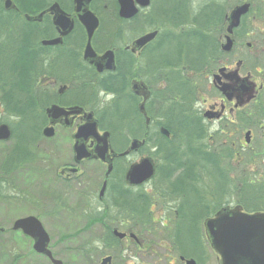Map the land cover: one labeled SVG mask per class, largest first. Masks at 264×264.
<instances>
[{
  "label": "flooded vegetation",
  "instance_id": "1",
  "mask_svg": "<svg viewBox=\"0 0 264 264\" xmlns=\"http://www.w3.org/2000/svg\"><path fill=\"white\" fill-rule=\"evenodd\" d=\"M134 3L138 13L127 18L121 15L119 0L89 2L90 11L99 19V27L91 39L96 56L94 57L92 53L93 57L89 58L86 53L89 35L81 20L82 12L78 10L77 0H0V80L10 84L7 90L13 88V83L21 79L30 83L29 87L32 84L33 112L37 122L39 121L32 127L33 133L27 124L11 126L12 137L5 142L14 140L15 145L4 162V173L13 174L26 167L32 161L34 148L37 150L42 142H52L50 156H60L65 161L59 170L53 172L50 179L55 183L59 175L67 186L77 189L78 194L83 196V211L89 213L86 217L84 215L78 217L86 219L91 224L98 222L106 232L102 238H107L108 233H112L115 238H123L122 244L131 242L135 254L153 251L154 247H164L162 253L168 258L167 264H174L177 260L181 264H187L188 259H195L199 264L209 258L207 251L203 250L201 254L198 252L186 254L176 239L180 237L176 235L175 230L180 220L185 223L194 220L193 222L200 225L204 216V220L213 217L218 210L197 217L194 209L182 211L185 196L179 197L173 203L163 202L160 196L153 193L160 165L151 152L153 154L160 152L159 146L163 144L160 140H164L163 136L167 137L161 132V128L166 125L153 117V109H162L164 114L169 115L168 118L178 131L191 132L195 140H199L196 137H200L198 135L200 131L213 129L214 132L209 135L210 147L234 151L236 158L251 146L255 130L264 129V80L257 81L250 70L245 71L244 59L235 60L236 50L242 46L244 39L243 35L238 36L236 30L232 35L234 49L221 55L226 56L229 61L217 70L211 71L206 77L211 79V86L219 93V97L207 107L206 101L203 106H195V102L200 98L202 68L191 67L194 63L197 64L193 59H190L193 63L192 61L188 63L189 59L187 61L180 59V47L185 44L180 45L176 42L180 39L179 35L172 33L173 36H166L164 33L165 37L162 38L163 42L159 47V51L165 52L160 61L164 74H154L152 57L157 47L153 44L164 31H173L153 26V16L150 12L153 1L149 7H141L137 1ZM103 19L113 27L102 30ZM154 31H157L154 39L138 45L140 38ZM226 32L221 36L222 39L226 37ZM222 45L223 41L220 42V48ZM247 46L249 49L253 47L248 43ZM108 51L113 53L111 55L114 58V69L107 67L110 64L109 57L104 58V55ZM15 58H18L16 62ZM170 65L173 67L168 68ZM177 66L179 67L175 68ZM188 67L193 69V74L185 73ZM217 76L219 77L216 78ZM250 83L255 85L254 97L246 102L248 98L246 89ZM222 88H226L227 92L224 93ZM16 94L18 97L25 96V92L19 90H16ZM183 96L188 97V106L183 107L179 103L176 106H169L170 99L177 102L178 98ZM189 101L193 106H189ZM142 104L144 111L140 109ZM54 105L66 110L78 106L84 112L53 118L48 115V109ZM118 107H121L122 115L115 114V127L110 118L106 119L105 123L99 117V114H110ZM1 108L4 112L5 107ZM85 113L94 114L98 121L99 133L95 137L79 139L76 133L86 122ZM46 127H53L51 137L45 134ZM105 132L109 133V146L104 153L102 137ZM134 139L144 143L129 152ZM167 140L173 142L172 145L175 146L182 138L173 141L171 135ZM213 151L217 152L216 149ZM147 156L154 158L156 165L154 176L143 184H130L127 180L130 167ZM217 158L216 153L207 158L211 160L210 167L212 162L215 163L213 166H217ZM174 162L166 164V168L176 169L175 171L183 168L182 173L190 169L194 172L202 169V161L196 154L192 163L184 161L179 167L178 163ZM203 166L207 167L206 164ZM198 181L199 176L195 183ZM2 182L4 185L6 179L2 178ZM177 182L175 180L173 183V192L177 191L175 188ZM151 195L160 197L162 201L157 199L155 201L153 197L155 202H149ZM61 203L55 202L53 208L45 213L55 223L73 217L71 213L73 209ZM198 205L201 206L200 203ZM145 210H149V216L157 228L159 223L164 228L173 224V227L166 231L167 235L164 233V238L170 239L166 246L159 241H151L149 235L138 232L131 223L135 219L138 223V218H141V222L146 220ZM154 211H158L156 216L159 219L152 215ZM125 214L130 216L131 220L126 218ZM28 216L37 217L47 230L40 215ZM15 221L11 231L21 233V237L18 238H28L32 242L33 254H36L32 258L33 264H40L37 261L39 257H45L53 264L49 257L34 250L31 235L26 234L23 228L14 229ZM144 225L141 224L142 227ZM123 227L125 230H120ZM115 230L124 236H117ZM48 234L51 238L49 232ZM49 246L52 249L51 244ZM18 256L20 259L19 253ZM216 258L218 260L217 255Z\"/></svg>",
  "mask_w": 264,
  "mask_h": 264
},
{
  "label": "rangeland",
  "instance_id": "2",
  "mask_svg": "<svg viewBox=\"0 0 264 264\" xmlns=\"http://www.w3.org/2000/svg\"><path fill=\"white\" fill-rule=\"evenodd\" d=\"M156 1L157 0H153V5L150 7V12L153 17L156 8L160 6ZM242 1L244 0H227L225 4L227 13L233 6ZM250 2H252V11L244 19V23L237 33L238 36H244L243 44L236 50L237 55L234 58L235 60L237 58L244 59L246 64V66H244L245 71L250 70L254 78L257 81H261L264 80V0H251ZM106 21V19L102 21V30L113 27L112 24ZM166 30H171L173 32L164 31L161 37L153 44L157 47L154 51L155 53H153V55H155L152 57V70L156 75L160 73L164 74L161 69L162 66H160V61L165 52L159 51V47L163 42L162 38L165 37L164 33H166V36H173L172 33L178 35L184 31L180 28L171 27ZM190 33L191 32H188V34ZM182 36L185 37L184 34ZM211 38L217 39L218 36L216 37L215 33H213ZM221 41L224 42V39L220 37L219 42ZM170 42L172 43V41ZM247 43H252V49L248 48ZM182 47H184L186 51L181 52L180 59L183 58L185 61L189 59L188 63H190V61H192L190 59H192L195 54L192 53L195 46L187 44ZM10 60L12 61V59ZM17 60L18 58H15L14 62ZM228 61L229 59L226 56H220L217 61L218 63L212 62L209 64V61H206V63L202 65V71L200 72L203 77H201L202 80L200 79V98L195 102V106H203L204 101H206L205 106L207 107L209 104H213L219 97V93L211 86V79L206 77H208L207 75H209L211 71L217 70L220 66L227 64ZM185 65L186 62L184 63V66ZM182 66H180V68ZM170 67H173V65L168 66V68ZM178 67L179 66L175 68ZM191 67L199 69L201 66L194 63ZM185 73L193 74V69L188 67ZM22 82L24 81L22 80ZM17 87L19 88V86ZM1 92L2 90L0 89V93ZM178 99L181 106H188V97L186 98L183 96ZM189 106H193L191 101H189ZM2 110L0 101V111ZM152 115L156 120H161L170 125V127L177 132L179 138H182L180 142L176 143V145L171 148L175 153L173 159L178 163L179 167L180 163L178 157L181 158V162L188 161L192 163L193 156L196 154L200 156V160L202 161V169L199 168L200 171L197 170V172H194L193 169H190L188 172L182 173L181 170L183 171V168H179L177 172L168 173L166 175L165 173H167L168 170L165 162L160 156H157V161L160 166L156 181L154 182L155 187L153 193L160 196L163 202L175 203L179 197L185 196L182 201V211L185 209H194L196 210L197 217L208 212L212 204L218 206L217 208L229 203L232 205L241 204L248 212L264 211L263 128H257L255 130V137L251 146H249L241 156L235 158L234 151H224V149L221 150V148L210 147L209 135L214 132L213 129L207 128V130H205V136L199 138V140H195L191 132L186 130L178 131L172 120L168 118L169 115L164 114L162 109H153ZM100 116L104 122L108 119L104 114H100ZM2 121H8L11 124L18 122L16 117H12L8 115L7 112L5 113L3 111L0 112V123ZM157 138H159V136H157ZM160 141L166 143L164 140ZM14 145V140L0 142V180H2V178L6 179L4 185L0 182V264H27L28 262L29 264H33L32 258L35 257L36 254H33L34 251L31 240L28 238H18V236L21 237V233L11 231L15 220L33 214L41 216L51 236L50 244L54 252L53 254L57 256L56 258L62 260L64 264H100L102 259L108 255L113 256V264H167L168 258L162 253L164 247H154L153 251L147 250L142 254H135L131 242L128 241L123 244L121 242L117 244L113 242L112 239L110 240L112 237L109 233L106 234L107 238H102V235L106 232L98 222H93L91 224L86 219L83 220L84 218L78 217L80 215L86 217L87 214H89L85 212V210L83 211V196L78 194L76 188L71 189L67 186V184L63 182L64 179L61 176L57 175L55 183L50 179L53 172L57 169L59 170L65 161L62 160L60 156H50L51 153L49 149L52 142H42L37 150L34 148L31 158L32 161L26 167L17 170L13 174L7 175L4 173V162ZM163 147L166 148L165 152L171 151L167 150L169 149L167 146ZM153 148L152 146V149ZM214 149H216L217 152H214ZM194 150L196 152H193ZM165 152H163L162 155H164ZM214 153L218 155V161L216 162L217 166H213L215 163L212 162L210 167L211 160L207 158ZM151 154L154 156L153 152H151ZM205 164L207 166L206 168L203 166ZM179 176L180 181L176 183V186L177 192L182 195L177 197V195L173 194L172 188L174 181ZM198 176L199 181L195 183V179ZM252 195L258 196L252 197ZM153 197H155V195H151L148 201L155 202L156 199L162 201L160 197H155L154 201ZM55 202H62L61 204L70 206L73 209L71 211L73 217L61 223H55L48 214H45L53 208ZM194 203L197 205H194ZM198 203L201 204L200 207ZM153 209L155 210V208ZM156 212L158 213V211H154L152 215L154 218L159 219V217L156 216ZM125 215L126 218L131 220L130 216L127 214ZM204 218L205 216L202 218L200 225H198L197 222H193L194 220L190 223H185L183 220H180L178 228L175 230L176 235L180 238L176 239L186 254L193 252L201 254L205 248L209 258L205 259V262L204 260L201 261L200 264H218L216 255L210 249L204 235ZM63 219H65V217H63ZM140 219L141 218H138V223L136 219L134 222H131L135 225L138 232L143 235H149L151 241H159L165 246L169 243L168 240L170 239L164 238V233L167 235L166 231L172 228L173 224H170V227L164 228V226L159 223L158 228L154 226L151 231L152 221L149 216V210L146 216L147 221L143 223ZM140 223L145 224L144 227H142ZM120 230H125V228H120ZM146 230L149 233L146 232ZM11 252L13 254H9ZM18 253L21 255L20 259L17 258L19 257ZM200 254L195 255L198 256ZM37 261H39L40 264H51L45 257H39ZM174 264L181 263L177 260L176 262L174 261Z\"/></svg>",
  "mask_w": 264,
  "mask_h": 264
},
{
  "label": "water",
  "instance_id": "3",
  "mask_svg": "<svg viewBox=\"0 0 264 264\" xmlns=\"http://www.w3.org/2000/svg\"><path fill=\"white\" fill-rule=\"evenodd\" d=\"M91 0H77L78 10L82 12L81 20L87 29L89 35V42L87 45L86 53L89 58L94 53L91 46V39L99 26V19L96 15L90 11L88 5ZM121 3V15L123 17H133L138 13V8L134 2H138L141 7H148L151 0H119ZM251 3L246 2L235 6L230 14L227 16V36L226 42L222 45L224 51H231L233 49L234 40L231 35L234 33V29L241 24L242 17L249 13ZM157 35V31L149 33L138 40V45L146 44L151 41ZM111 51H108L104 58L109 57L108 68L114 69V58ZM96 56L95 53L93 54ZM95 64L98 63L92 60ZM112 65V66H110ZM101 70L102 68L99 67ZM222 71V69H221ZM217 76L216 78H218ZM216 82V79H214ZM254 83L246 89L248 98L246 102L250 101L254 97ZM224 93L227 92L226 88H222ZM141 111H144V104L140 106ZM84 110L78 106L71 107L69 110L59 106H52L48 109V115L50 117H60L69 115H77L83 113ZM86 122L79 127L76 133L77 138L87 139L89 137H95L98 132V121L95 119L93 113H85ZM161 131L170 136V132L166 128H162ZM45 134L47 136L53 135V127H46ZM11 138V128L9 124L3 123L0 125V140H8ZM102 148L104 153L108 148L109 133L105 132L103 135ZM144 141L134 139L131 143V149L137 148L142 145ZM103 157V154H101ZM156 168L151 157L143 158L139 163L133 164L128 173L127 180L132 185H139L149 180L155 174ZM23 228L24 232L31 235L34 239V248L39 252L46 254L51 258L54 264H62V261L53 257L51 250L48 248L50 238L46 230L44 229L40 220L34 216H29L23 219H19L14 224V229ZM205 230L207 237L211 243L212 248L219 256V264H264V212L247 213L243 211L241 206L234 208L224 207L217 212V214L205 221ZM114 233L123 237L124 234L118 232ZM112 257L108 256L102 260L101 264H112ZM187 264H196V261L188 260Z\"/></svg>",
  "mask_w": 264,
  "mask_h": 264
},
{
  "label": "trees",
  "instance_id": "4",
  "mask_svg": "<svg viewBox=\"0 0 264 264\" xmlns=\"http://www.w3.org/2000/svg\"><path fill=\"white\" fill-rule=\"evenodd\" d=\"M156 2L159 3L160 6H158L153 13V26L157 28L171 27L183 29L184 31L178 34L180 39L176 42L180 45L191 44L195 46L192 51V53H195L192 59L197 65H200L201 68L206 61H209V64L212 62L218 63V59L224 54L220 48L219 38L225 31L227 15L225 4L227 0H157ZM188 32L191 33L188 34ZM213 33H215L216 37L218 36L217 39L211 38ZM183 34L185 37L182 36ZM184 51H186L185 48L180 47V54ZM29 85L30 83L27 82H14V87L7 90L10 84L0 82V88L3 91L0 101L7 109L8 115L16 117L18 122L27 124L29 125L28 127L31 128V125L34 123L35 115L31 110V106L33 105L32 84L30 87ZM16 86H19L20 91L27 92L28 95L23 100L17 96L16 90L18 89H16ZM114 112V114L121 116V107L116 108ZM165 150L166 148H164L163 152H165ZM174 155L175 153L172 150L169 152L167 151L164 153L163 158L167 162H174ZM177 181H180L179 177ZM175 188H177V186H175ZM173 194L177 195V197L182 195L177 191L173 192ZM256 196L258 195H252V197ZM111 239L117 244L121 243V241L116 238H110V240Z\"/></svg>",
  "mask_w": 264,
  "mask_h": 264
}]
</instances>
